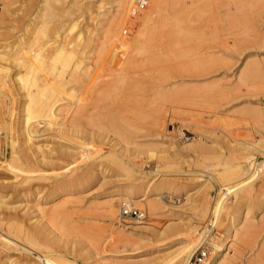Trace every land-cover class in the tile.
Segmentation results:
<instances>
[{
	"label": "rangeland",
	"instance_id": "obj_1",
	"mask_svg": "<svg viewBox=\"0 0 264 264\" xmlns=\"http://www.w3.org/2000/svg\"><path fill=\"white\" fill-rule=\"evenodd\" d=\"M68 1L70 0H63L65 2L63 5L68 3ZM93 1L80 0L81 3ZM219 1L217 5H213L211 2L209 4V0H204L205 3L202 5L200 3L202 7L199 8V6L194 7V0H187L188 3L190 2L188 4L190 11L188 10L187 16L191 23L192 31L199 36L196 43L198 49H196L195 55L199 58L195 60V66L197 65L195 72L190 71L188 72L189 74H184V72L181 75L179 73L175 74L173 65L171 66L174 68L173 70L170 67V69L167 68V65L165 66L162 63L163 61H161L162 57L160 55L163 50L160 44L158 46V41L161 40L159 36L152 38L157 40L154 43L157 47L150 46L154 42L152 40V43L145 46L146 50L145 48L140 49L135 51L134 54L131 52L133 54V56L129 54L131 58L126 56L125 50L121 54L114 51L117 56L122 55V57L111 54L115 56L113 57L114 60H112L113 64H108L111 70L107 65L103 66L105 68L102 67L99 73V76L102 75L100 77L103 81H101V78H99L100 80L97 79L98 83L96 81L95 84L93 83L94 85L92 84L93 86L91 85L92 87L88 83L89 86L85 85V87L84 84L83 86L82 84L73 83L67 85V88L74 87L77 94L81 93L84 97H87L85 99L88 102L85 100L86 102L83 101L84 104L80 103V105L84 106H79L82 109L75 112V114L59 112L51 124L46 123L47 121L44 119H38L32 124L35 131L32 129L31 138L35 142L38 141V145H47L52 150L51 155H48L47 163L40 169L33 166L34 158H39V153L36 152V157L34 155L32 158L30 153H33H28L26 144L23 143L25 140L24 136L19 134L18 143L21 146L18 150L20 158L18 167L13 172L0 170V197L5 203V208H0V225L2 228L0 229L3 230V234L10 241H14L17 237H22L24 233H33V236L36 237L35 239L33 238V243L36 244L31 249L32 251L34 250L33 252H35L34 254H36L37 258L29 255L28 259H26L22 251L16 253L7 252L9 255L11 254L13 260L14 257L16 258L13 261L15 264H32V259L34 264H56L55 258L69 259L76 264H90L94 260H99V263L95 262L94 264H165L166 260L168 261L171 258L170 254L172 252L187 245L185 252L176 257L178 260L177 264H185L200 239L203 238L210 246L211 256V243L218 242V238L223 235L225 227H223L224 224L220 225L224 222L225 225L227 224L230 215L233 214L235 209L234 206L236 207L239 202L243 204L247 198L253 200L260 192L264 191V174L259 173V169L264 165V115L258 121H255L247 113L248 110H258L264 106V0H246L244 3L247 4H244V7L238 5L240 2L237 3V1L239 0L236 1L237 4L234 3L235 0H233L234 2H230V0ZM40 5L41 0H0V16L4 18V20L0 21V45L12 43L20 35L23 36V40L26 38L24 41H27L32 26L28 24V33L27 30L23 29L25 27H23V24L26 25L28 23L27 20L31 19L30 17ZM107 6L108 4H105V7ZM144 8L142 9L143 11ZM200 9L205 11H199ZM63 16L61 15L58 19L61 23H66L67 18L66 16L63 18ZM33 21H36V18ZM6 27L12 30H6ZM129 27L131 28L132 26ZM133 29L128 30L126 35H130V31ZM11 40L13 41L11 42ZM94 42L93 40L90 45ZM160 43H162V40ZM45 50L46 52L41 50L39 52L44 56L47 55L48 59L55 56L53 53H56V51L52 49L51 52L50 49ZM48 50L51 57L47 53ZM2 51H0L1 57L3 56V62L0 65V80L9 81L12 76L23 75L25 70L14 65L17 63L14 57L16 56L15 58L17 59L28 58L26 57L29 56L28 51L22 50L23 52L20 53L22 56L18 55L20 50L9 51V54L15 55L11 56L13 58L8 55V52H4L8 50ZM12 52H16L18 56ZM155 53L157 54L155 55ZM148 54H152V57H148ZM142 55H147L148 59ZM6 57L11 58H8L10 59L9 64L6 63L8 62ZM46 57L42 56V58L48 60ZM132 57H137V61ZM149 58L151 60L150 65L148 63V61L150 62ZM128 59H133L135 63L133 61L132 64V61L129 62ZM211 59L214 60L212 61L213 63L210 62ZM117 60L118 63L116 62ZM120 60L125 66L121 62V66L119 65ZM152 60H154L153 64ZM205 60L214 65L208 64ZM197 62L199 63L197 64ZM202 64H208V69L203 68L206 65L203 66ZM253 64L254 68L256 66L257 74L252 75V79L249 78L250 80L247 79V82L242 84L240 81L241 75L245 74L249 65L253 66ZM126 65H130V71L126 68ZM140 65L147 69L144 71L143 68L139 67ZM156 65L157 68H159L158 65L161 67L156 69ZM151 66H154V68H150ZM58 68L59 66H56L57 70L54 71V74L59 73L58 70L60 68ZM70 70V67L65 70V77L69 78L72 71ZM46 71H44L45 74H50ZM174 76L176 77L175 79ZM120 78L123 82L127 81V78V82L129 83L130 81L129 84L131 82L137 83V90L132 89L131 93L129 92L126 97H123V93L120 94V89L121 91L123 89H118L120 84H117ZM114 79H116V82ZM114 85L115 87L117 85L119 94L116 93L117 90L115 93L111 90ZM132 87L133 85L130 88ZM158 90L160 93H157ZM107 91L108 93H106ZM113 94L118 95V97ZM14 99L16 101L18 96L13 87L9 89L8 94H0V163L2 164L8 162L10 155L4 129H6L5 125L8 122L7 116L10 114V110L8 111L11 105L10 101ZM67 101L60 98L56 105H62ZM115 106L122 113L117 111ZM111 107L117 111L116 113L121 114H117V118H121L123 115L125 122L128 123L130 121L131 123L134 121V124L129 123V126L132 125L134 127L135 125L136 127L132 136L131 129L129 130V126H127L126 129L129 131L125 132L124 141H120L124 144L127 138L131 144L127 147L128 152L125 157L128 161L127 164H130L129 166L136 171H142L147 178L157 176L161 181H173V187L178 189L176 192L158 196L160 198L159 201L166 206V209L176 212L174 216H170V213L166 212V214L161 213L159 216L157 214L153 217L149 216L142 208L141 210L145 212L142 219L136 220L137 218L130 216L122 217L121 224L128 228V233H133L131 235L132 238L126 234L124 235L128 238H114L116 230L112 228L115 227H112L107 222L108 220L101 215L100 210L98 212L97 209L90 205L95 197L105 194L115 186L116 181L121 178L119 176L120 172L105 168L106 170L104 169L100 174L103 177L100 176L87 183L83 180L84 178L81 179L83 177V167L80 166L81 160L73 161L72 158L64 153L66 149L64 146L70 141H74L79 146L80 154L88 160L95 159L111 151L112 146L109 143H101L96 138L88 139L81 133L79 135L75 134L82 131L85 134L97 137L95 133L98 132V128L88 124V119H92L93 124L94 117L98 114L96 109L99 110V115L103 116L106 113L109 115L113 112ZM159 107L164 115H158V112L155 111L157 110L155 108L159 109ZM104 108L107 109L105 110ZM153 108L155 109L154 111L151 110ZM150 111H152L151 114H149ZM155 119L160 121L161 128L155 127L157 123ZM100 131L103 132L104 130ZM109 131L108 129L104 133L110 137L113 136L111 135L113 133L110 134ZM127 135H130V138ZM82 141L89 142L93 149L102 147V150L106 149V151L102 154H89V152L81 149L80 143ZM136 145H138L139 150L136 149ZM48 148L46 147V149ZM242 148H246V150ZM149 151L161 152L163 157L159 160L156 157L149 158ZM246 157H251L252 162L248 171L244 172ZM207 165L210 167L214 166L215 168H213L218 171L219 175L222 174V177L223 175L224 177L222 178L215 174L217 173L216 171H205L203 167ZM74 181L80 187L77 188L78 185H74ZM58 182L69 186L74 185L73 196L80 201L78 203L79 208H75V206L67 210L60 218L62 222L59 227L64 225L63 229L58 228V225L51 226L47 219L51 212L50 203L53 204L55 201H59L63 195L61 192L53 195L54 197L49 195ZM39 192L40 194L38 195L37 193ZM206 194L210 195L206 217L198 221L196 220L198 218L197 215L204 210L202 197ZM37 196L39 197V202L46 205V210L43 209L45 214L38 213L34 209ZM259 212L262 213L261 208L254 211V220L261 214ZM224 213L225 216L228 213V218L224 216ZM194 215L195 221H193ZM43 216L44 218H42ZM223 217L225 218L222 219ZM190 218L192 221L189 220ZM220 219H222V222ZM184 221L186 223L188 221L196 223L195 225L199 231V234L192 238L190 242L180 237L181 228L186 225ZM255 231L256 235L254 234L253 239L256 243L253 240L248 242V244L247 242L242 243L243 246L239 244L240 248L238 247L237 258H235L236 264H245L250 259H254L255 255H258V249H260L258 245L262 244L261 242L264 243V225L255 228ZM121 238L125 240L122 241ZM114 239L117 240L115 241ZM28 248L27 246L25 247V249ZM234 251L232 247L228 248L227 255L229 257L233 256ZM89 253L91 255L94 253L93 259H90L91 261L87 259V257H90ZM52 256L54 258H49ZM261 256L260 258L263 259L260 260L264 264V255ZM2 258L3 256L0 253V259ZM11 264L13 263L11 262Z\"/></svg>",
	"mask_w": 264,
	"mask_h": 264
},
{
	"label": "bare ground",
	"instance_id": "obj_2",
	"mask_svg": "<svg viewBox=\"0 0 264 264\" xmlns=\"http://www.w3.org/2000/svg\"><path fill=\"white\" fill-rule=\"evenodd\" d=\"M133 1L134 0H94L93 2L81 3L80 0H70V1H68V3L63 5L66 1L63 2V0H41V5L36 9L35 13H33V15L30 17L31 19L27 20L28 23L26 25L23 24V27L25 26L23 28L24 30H27L28 24L32 26L31 32L29 34L30 36H29V38H27L28 40L24 41V40H26V38L23 40V36L20 35L16 38V40L14 42H12L13 40H11L12 43H5V44L0 45V51L8 50V51H4V52H6V53L8 52V55H10V57L15 56V55L9 54V51L11 52V51H17V50L19 51L20 50V52H18L19 53L18 55L22 56V54H20V53L23 52L24 50H26V52L28 51V54H29V56H26L28 58H22V59H20L19 57H18L19 59H17V58H15L16 57L15 56L14 59H15V61H17V63L14 64L13 62H15V61L12 62L15 66H18L20 68H24L25 72L23 73V75L18 74V75L12 76L9 79V81L8 80L7 81L6 80H0V94H3V95L5 93L8 94L9 89H11L13 87L16 90V93L18 96V99L16 101H15V99L11 100L10 101L11 105L9 104L10 109H8V111L10 110V114L7 116L8 122L5 125L6 129H4V131H5L4 133L6 136L7 143L9 144L8 146L10 149V155H9V160H8V162H6V164L0 163V170L5 171V172H9V171L13 172L14 169H16L18 167L19 160H20L18 150L21 146V144L19 145V143H18L19 134L21 136H24L25 140L23 139L24 140L23 143L26 144L25 145L26 151L28 153L29 152L33 153V154L30 153L32 158L34 155L36 157V155H37L36 152L39 153L38 154L39 158H34L33 166L37 169H40V167H43L47 163L48 155H51L52 150H50L48 148L49 146H47V145H45V146L38 145L39 142L38 141L35 142V140L31 138V133L33 131H35L33 129L34 127H32V124L34 122H36L38 119H42V120L44 119L45 121H47L46 123L51 124V122H53V120L58 116L57 113H59V112L60 113L61 112H65V113L69 112V114H75V112L82 109L81 107H84V106L80 105V103L84 104L83 101L88 102V100L85 99L87 97H84V95L81 93L77 94V92H75L74 87L67 88V85L70 83H73V84H80V85L82 84V86H83V84H84V87H85V85H88V84H90V86L93 83L95 84L96 81L98 83L97 79L101 78L100 76H102V75L99 76V73H100V70L102 69V67L107 66L108 64H111V63L113 64L112 60H114L113 57H115V56H112L113 54L114 55H116V53L121 54V52H123L125 50L126 56L130 57L129 54H131V52L134 54L135 51H138L140 49L142 50L145 48V50H146L147 48L145 46L149 45V43H152L153 41H154L153 44H150V46L157 47L156 44L154 45L155 41H157V40H155V39L153 40L152 38L159 36V38H161V40H162V43H160L161 40L158 41V46L160 44V46L162 47L161 49L163 50L162 54L160 53L161 54L160 57H162L161 61H163L162 63L165 66L167 65V68L174 67L175 69L172 68V70L174 69L173 71L175 72V74H177V73L181 74L184 72H185L184 74H189L188 72H190V71L195 72V67H197V65L195 66V63H196L195 60L197 58H199V57L195 56L196 55V49H198V46H196V43L198 42L197 39H199V36L193 33L194 31H192V27L190 25L191 23H190L189 18L187 16L188 10H189L188 4H190L191 1L188 3L187 0H147L146 7L144 8V11L143 10L140 11L137 15H135L134 17L131 18L128 15V9H129V7ZM218 1L219 0H209V4L211 2L213 5H217ZM231 1H233V0H230V2ZM236 1L237 0H235V2L234 1L233 2L236 3ZM244 1L246 2V0H239V1H237V3L240 2V4H238V5L240 7H244L247 4V3H244ZM200 3L202 5L205 2H204V0H194V7L195 6H199V8L202 7L200 5ZM242 3H243V5H242ZM105 4H108V6L105 7ZM226 4H227V2H226ZM16 6H17V4H16ZM204 6H206V5H204ZM207 7H209V6H207ZM15 8H12V9H15ZM199 11H205V10L200 9ZM5 12L7 14L6 9H5ZM10 12H11V10H10ZM197 13H198V11H197ZM197 13H196V15H197ZM194 14H195V12H194ZM61 15H64L67 18L66 23L64 22L65 25H64V23H61V21L58 19ZM14 16H16V15L14 14ZM64 16H63V18H64ZM35 18H36V21H33V19H35ZM2 20H4V18L2 16H0V21H2ZM12 21H13V19H12ZM126 24L128 26H132L131 28H134V29L130 31V35H121L120 34L121 25H126ZM5 26H3V27H5ZM9 27L8 28L6 27L5 29L11 31L12 29L10 30ZM18 28H19V26H18ZM130 29H128V30H130ZM96 31H97V33H96ZM28 33H29V31H28ZM93 40L95 42L92 45H90V43L93 42ZM45 49H50V52L52 49V50L56 51L57 54L54 52L55 54L53 53V55H55V56H52L53 57L52 58L51 54L49 53V50H48L47 53L50 54V57H51V59H48L46 57L47 55L44 56V55H42L41 52H39L40 50L43 52L44 51L46 52ZM114 51H116V53H114ZM153 51L155 52V50H153ZM149 53H151V52H149ZM13 54H16V52H14ZM133 54H131V55L133 56ZM156 54L157 53H155V55ZM1 55L2 54L0 53V59H2V57H3V56L1 57ZM151 55H149L148 57H150ZM158 55H159V53H158ZM42 56L46 57V59H48V60H45V58H42ZM144 56H146V57H144ZM144 56H143L144 58H147V55H144ZM10 57H8V58H10ZM119 57H122V55ZM11 58H13V57H11ZM132 58L135 60L137 57L136 58L132 57ZM153 58H154V56H153ZM10 59H8V62H6V63L9 64ZM116 59H119V58H116ZM133 59H131V60L128 59V61L129 62L132 61V64H133V61H134ZM205 59H206V56H205ZM4 60H6V59H4ZM149 60H150V58H149ZM207 60H205V61L208 63L209 61H207ZM121 61L122 60L119 61L120 66H121V64H120ZM136 61H137V59H136ZM153 61L154 60H152V64L154 63ZM212 61H214V60L211 59L210 62H212ZM1 62H3V59L0 60V65H1ZM116 62L118 63V60ZM126 62H127V60H126ZM141 62L143 63V61H141ZM114 63H115V61H114ZM121 63L123 65V62H121ZM134 63H135V61H134ZM148 63L150 65L151 60H150V62L148 61ZM198 63L199 62H197V64ZM201 63H204V62H201ZM212 63H208V64H212ZM208 64H204L206 66L203 68L208 69V67H209ZM130 65H126L127 66L126 68L129 69ZM199 65L201 66V64H199ZM212 65H214V64H212ZM212 65H210V66L212 67ZM56 66H59V68L62 71L58 68L59 73L54 74V71L57 70ZM109 66L110 65H108V68H109ZM115 66H114V68L117 67V66L116 67ZM123 66H125V65H123ZM141 66L142 65H140L139 67L142 69L143 67H141ZM145 66H146V64H145ZM158 66H159V68L161 67L160 65H158ZM69 67L71 68L72 71L70 70L71 74L68 78V77L64 76V74H65L64 72H66L65 70L68 69ZM152 67L154 68V66H151L150 68H152ZM249 67H248V69L246 68L247 70H246L245 74L241 75V77H240V81L242 82V84L246 83L247 79H249V78L252 79L253 78L252 75L257 74L256 69H255L256 66L254 68V64H253V66L249 65ZM103 68H105V67H103ZM159 68H157V65H156V69H159ZM119 69H122V68H119ZM143 69L145 71V69H147V68L145 67ZM46 70L50 74H48V73L45 74L44 71H46ZM129 71H130V69H129ZM138 71H139V69H138ZM0 72H1V70H0ZM43 72H44V74H43ZM118 74H121V73H118ZM5 75H7V74H5ZM0 76H1V74H0ZM2 76H3V74H2ZM175 76H174V79L176 78ZM126 80L128 81L127 78H126ZM101 81H103L102 78H101ZM114 81L116 82V79H114ZM127 81L123 82L121 78L118 79V81H117V84H120L119 85L120 87H118V89H120V88L123 89L122 91L120 89V94L123 93V97H126V94H128L130 91L132 92V89H136V86H137L136 85L137 83L134 84V82H131V84H129L130 81H129V83ZM100 83H102V82H100ZM132 85H133V87L130 88ZM82 86H80V87H82ZM87 88H89V87H87ZM107 88H108V86H107ZM111 88H113L111 90L114 91V93H115L117 90V85H116V87L114 85ZM137 88H138V86H137ZM106 93H108V91ZM116 93L119 94L118 90ZM157 93H160L159 90ZM165 94H167V93H165ZM114 96L118 97V95H114ZM129 96H128V98H129ZM60 98H62L63 100L66 99L68 101L62 105H56L57 102L60 101ZM15 102L17 105L15 104ZM79 106H81V107H79ZM103 107H101V108L103 109ZM160 107H159V109L155 108L157 110H155L154 108L151 110L157 111L158 115H164L162 113V109ZM104 109L106 110L107 108H104ZM111 109H113V108L111 107ZM111 109H110V111H111ZM115 109L117 111H119L118 108H116V106H115ZM96 110H97L98 114H96V116L94 117V120H93L94 123L92 124V119H88V121H89L88 124H91L93 127L98 128V132L95 133V136H97V137H94L93 135H90L87 133L85 134V132H82V131L76 132L75 134L79 135L81 133V135L83 134L88 139L96 138L99 140V142L101 141V143L102 142L103 143L104 142L109 143L112 146L111 151H108L105 154H102L104 151H106V149L102 150V147H97L96 149H93V146L89 142L82 141L80 143V147L83 151L89 152V154H91V153L102 154V155L96 157L95 159L88 160V159H85L84 156L80 154L79 146H77L74 141H70L67 145L64 146V148H66L64 153L68 157L72 158L73 161L81 160L80 166L83 167V172H82L83 177H81V179L84 178L83 180H85V182H87V183L89 181L91 182L94 179H97L100 176H102L100 174L102 173V171L105 168L120 172V173L119 172L118 173H119V176L121 178L119 177L120 179H118L116 181L115 186H113V188L111 190L107 191L105 194L95 197L94 200L91 202V204L90 203L89 204L94 209H97L98 212L100 210L101 215H103L108 220L107 222H109L112 225V227H115V228L111 227L112 229L116 230V234H115L114 238H118V237L128 238L127 236H130L132 238L131 235H133V233H130V232L128 233L127 232L128 228H125V226L123 224H121L122 217L119 215V211H118V206H119L120 201L121 200L127 201L128 203H130L131 205H134L138 209L140 208V210L142 208H144V211L149 216L154 217L157 214H158L157 216H159V214H161V213L166 214V212L170 213L169 214L170 216H172V215L174 216L176 214V212L173 210L166 209V206L159 201L160 198L158 196H161L165 193L176 192L178 189L173 187L174 186L173 181H170V180L169 181H161L160 178H158L157 176L147 178L143 174L142 171H136L133 168H131L129 166L130 164H127L128 161L125 159L126 154L128 152L127 147L129 146L130 143H129L127 138L125 141L126 143H124V144H122L123 142H120V141L123 140L124 137L126 136L125 132L129 131L130 129H131L130 131L132 132V134L130 132H128V133L131 134L132 136L134 135L133 131H134V129H136L135 125H134L135 128L132 125L129 126L130 121L128 123L125 122V120L122 117L123 115L121 116V118H117L116 116L119 113H116L117 111H115L114 109H113V112L115 111L114 113H116V114H114L113 112L112 113L115 116L112 113H110L109 115H108V113H106L103 116H100L99 110L98 109H96ZM102 113H104V112H102ZM120 113H122V112H120ZM151 113H152V111L149 112V114H151ZM247 113H249L248 115L251 118H253L255 121H258L264 115V106L262 107V109L260 108L258 110H248ZM155 114L157 115V113H155ZM119 115H121V114H119ZM119 115H118V117H120ZM132 115L134 116V114H132ZM156 121H157V123H156L155 127L161 128L162 126L160 125V121L158 119ZM130 124H134V121L131 122ZM71 125H73V124H71ZM127 126H129L128 127L129 130L126 129ZM131 126H132L133 130H132ZM32 129H33V131H32ZM99 129L104 130L105 132H106V130L108 131V129H109L110 134L113 133V134H111L113 136L110 137L109 135H106L104 133V131L102 132ZM111 131H113V132H111ZM124 133H125V135H124ZM155 134H157V132H155ZM127 137L130 138V135H127ZM131 140H133V139H131ZM136 146H137L136 149L139 150L138 145H136ZM46 147L48 149H46ZM107 150H108V148H107ZM243 150H246V148ZM149 152H150V154L148 153L149 158H152V157L155 158L156 157L159 160L163 157L161 152L160 153L158 151H156V152L149 151ZM29 158H30V156H29ZM251 162H252V158L246 157V160H245L246 164L244 163L245 164L244 165L245 166L244 172L248 171ZM213 167L214 166L210 167L207 165L203 168L205 171L215 172L216 169H214L215 167L214 168ZM156 171H158V170H156ZM216 172L217 173H215V174L219 175L218 171H216ZM263 172H264L263 167H261L259 169V173L264 174ZM160 174H159V176H160ZM156 175H158V174H156ZM259 175H261V174H259ZM219 176L222 177V174ZM219 176H218V178H219ZM223 177H224V175H223ZM74 183H73L74 185H78V184H76L75 181H74ZM74 185L69 186L67 184L58 182L53 187V191H52V189H50L52 191L49 194L50 196H53L57 193L59 194V192H61L63 194L62 198L60 197L61 199L58 198L59 201L56 202L53 199V201H55V202L53 204L50 203L51 212L49 213L47 219H48L49 224L51 226L58 225V228L63 229L62 227H64V225L59 227L61 225V222H62L60 220V218H62V215L67 210L72 209L75 206H76L75 208H79L78 203L80 201L77 200L76 198H74V196H73V192L75 191ZM78 187H80V186L78 185L77 188ZM37 194L39 195L40 192ZM25 197H24V199H25ZM209 197H210V195H207V194L203 195L202 199H203V209L204 210L200 212L201 214L197 215L198 218L196 217L197 218L196 220L200 221L206 217V212H207L206 210H207V205L209 202ZM0 199H1L0 208H5V203L2 201V197H0ZM38 199H39V197L37 196V199H36L37 201H36V204L34 205V207H35L34 209L37 210L38 213H41V214L44 213L45 214V212H43L44 211L43 209L46 210V205L41 204ZM42 199H43V197H42ZM249 199L251 200V198H249ZM249 199L247 198L245 200V198H244L245 202L243 204H241L239 202V204L236 207L234 206L235 209L233 211V214L230 215L226 225H225V222L222 224L219 223V224H221L220 226H222L223 224L225 225V226L223 225V227H225L223 230V235L218 238V242L211 243V256L209 258V261L206 262V264H236L235 258H237L236 255L238 253L237 251L239 250L238 249L239 244L242 245V243L244 244L245 242H247V244H248V242L253 241L254 240L253 239L254 234L256 235L255 228H258L259 226L261 227L264 225V191L260 192L258 194V196L256 198H254L253 200L250 201ZM193 203H194V201H193ZM31 207H33V206H31ZM260 208L262 210V213L259 212L261 214L258 215V217L254 220L253 219L254 211L256 209H260ZM224 211L228 212L227 210H224ZM227 214L228 213H226V216H225V213H224V216L226 218H228ZM38 216H40V214H38ZM225 217H223L222 219H224ZM42 218H44V216ZM222 219H220L221 222H222ZM136 220H139V219H136ZM189 220L192 221L191 218ZM181 221H183V220H181ZM193 221H195V215L193 217ZM184 223H186V222L184 221ZM187 223H189V224H187ZM187 223H186V225H184L185 227H182V224H181V227L183 229L181 228L180 237L183 239H186L188 242H190L192 240V238H194L197 234H199V231L197 229V226L195 225L196 223L194 224V223L189 222V221ZM217 224H216V226H217ZM0 228H1V225H0ZM1 229H0V253L2 254L3 258L0 259L1 260L0 264H1V262L6 263V264H11V262H12L13 264H15L13 261L16 258L14 257V260H13L11 254L9 255L7 252H15L16 253V252L22 251V252H24L23 254H25L24 258H26V259H28L29 255L37 258L35 256L36 254H34L35 252H33L34 250L32 251V249H31L33 246L35 247V244H36V243L35 244L33 243L34 242L33 240L36 238L33 236V233L32 234L29 232L24 233L22 237H19V238L17 237V238H15L14 241H10L8 239V237H6L3 234V230H1ZM61 229H59V230H61ZM179 230H178V232H179ZM175 233H177V232H175ZM124 234H126L127 236H125ZM121 240L123 241L125 239L121 238ZM254 242H255V240H254ZM255 243H254V245H255ZM261 243L262 244L258 245V246H260L259 247L260 249H258V251H259L258 255H255L254 259H252V260L250 259V261L246 262L245 264H263V262L260 260L263 258H260V257H262L261 255H264V254H262L264 252V250H263L264 249V243L263 242H261ZM249 244L251 245V243H249ZM26 246L29 247L30 250H28L29 248L25 249ZM252 246H253V244H252ZM186 247H187V245L183 246L182 248H180L177 251L175 250L174 251L175 253L172 252V254H170L171 258L168 261L166 260L165 264H177V262H178V260L176 259L177 255H180V254L182 255V253L185 252V250L187 249ZM230 247H232L235 250L234 251L235 253L237 252L236 254L234 253L233 256L231 255V257H229L227 255V249ZM88 252H90V251L88 250ZM93 254L94 253H92V255L90 254L89 255L90 257L89 258L87 257V259L92 260L93 256H94ZM49 258H54V257L52 256ZM32 261H31L32 264H34L33 259H32ZM55 261H56V264H76L74 261H70L69 259H65V258H62V259L55 258ZM91 262L92 263H90V264H94L95 262L99 263V260H97V261L94 260ZM26 263H28V262H26Z\"/></svg>",
	"mask_w": 264,
	"mask_h": 264
},
{
	"label": "built area",
	"instance_id": "obj_3",
	"mask_svg": "<svg viewBox=\"0 0 264 264\" xmlns=\"http://www.w3.org/2000/svg\"><path fill=\"white\" fill-rule=\"evenodd\" d=\"M147 0H134L128 9L129 17H134L137 15L146 5ZM129 26L123 25L120 28V34H128ZM264 171V165H263ZM119 215L121 217H134L137 219H142L144 217V212L135 206L131 205L127 201L121 200L118 206ZM210 258V246L207 244L206 240L200 239L197 247L191 253L190 257L187 259L185 264H206Z\"/></svg>",
	"mask_w": 264,
	"mask_h": 264
}]
</instances>
